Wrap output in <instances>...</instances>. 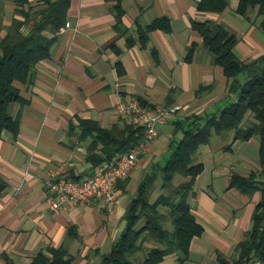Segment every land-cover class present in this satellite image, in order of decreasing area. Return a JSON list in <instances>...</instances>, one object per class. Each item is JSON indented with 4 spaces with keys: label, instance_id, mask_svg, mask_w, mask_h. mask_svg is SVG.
Returning a JSON list of instances; mask_svg holds the SVG:
<instances>
[{
    "label": "crops",
    "instance_id": "0c3cea01",
    "mask_svg": "<svg viewBox=\"0 0 264 264\" xmlns=\"http://www.w3.org/2000/svg\"><path fill=\"white\" fill-rule=\"evenodd\" d=\"M201 1L72 0L67 20L71 27L57 34L51 58L38 64L31 81L15 83L26 104L11 107L13 116L21 114L17 139L11 133L0 138V179L5 186L0 194V264H29L40 252L62 246L74 258L73 264H100L124 233L128 206L144 176L154 165L165 164L172 144L181 139L178 123L200 117L203 124L238 102L239 93L231 92L224 69L214 63L194 24L211 21L227 27L236 35L235 54L249 64L264 57L262 18L258 9L241 15L239 0H229L222 14L201 12ZM29 2L40 6L42 0ZM17 3L0 0V42L13 19L22 18L16 13ZM120 10L122 24L116 26ZM162 18L169 20L170 31L157 29L142 39V32ZM247 79V74L238 77L242 84ZM132 100L147 109L178 104L184 109L160 127L159 138L118 184L114 204L104 206L94 200L53 212L46 188L49 179L80 180L100 167L92 157L101 152H90V138L79 139L80 121H94L105 129L124 124L115 109ZM255 123L248 112L240 129ZM236 135L213 132L209 143L194 155V165H202L203 170L188 203L204 232L192 240L183 264H220L221 260L234 264L239 245L253 229L263 193L249 196L230 184L236 175L249 177L261 171L260 140L257 136L236 140ZM190 179L177 176L174 184ZM160 193L158 183L152 201ZM161 264H180V255L170 254Z\"/></svg>",
    "mask_w": 264,
    "mask_h": 264
},
{
    "label": "trees",
    "instance_id": "16d2710c",
    "mask_svg": "<svg viewBox=\"0 0 264 264\" xmlns=\"http://www.w3.org/2000/svg\"><path fill=\"white\" fill-rule=\"evenodd\" d=\"M238 12L245 15L251 9H258L262 18L261 31L264 33V0H239ZM72 0H42L40 6H32L29 0H18L17 14L7 28V35L0 42V138L11 133L17 139L20 132V115L13 116L14 104H26L16 82L28 83L34 77L38 64L50 59L57 43V34L67 24ZM229 0H202L198 9L205 13L222 14ZM124 11L116 16L117 25L122 24ZM0 22V31H1ZM194 27L204 40V46L212 55L216 65L224 69L231 82L232 93H239L238 102L231 104L216 115L203 118L194 117L178 123L177 131L181 139L172 144V151L165 164L154 165L142 180L136 197L128 206L125 221L126 229L114 245L112 251L104 256L100 264H161L170 254L180 255L183 264L190 255L192 240L204 232L192 214L188 198L202 165H194V155L201 145L209 143L213 132L235 131L236 140L247 141L254 136L260 140L261 171L249 177L234 176L230 187L252 196L263 193L253 217V229L239 245V260L234 264H246L258 259L264 264V57L252 63L241 61L235 54L236 35L227 27L211 21L195 22ZM163 29L170 31L166 18L157 19L142 32V39L149 33ZM48 34L52 35L49 36ZM196 45L188 51L191 61ZM247 74L243 84L238 77ZM254 115L257 123L246 130L240 129L246 114ZM206 119V118H205ZM79 139H91V153L99 150L100 155L92 154L96 165L113 161L120 154L129 153L145 139L142 128L127 124L102 128L94 121H80ZM177 176L190 177L189 182L179 186L174 183ZM160 187V195L152 201L153 194ZM5 186L0 179V194ZM156 247L148 249L146 245ZM143 255V258L140 256ZM74 258L68 249H48L33 257L29 264H73ZM13 264V263H8ZM220 264H230L221 260Z\"/></svg>",
    "mask_w": 264,
    "mask_h": 264
},
{
    "label": "built area",
    "instance_id": "2783aa9c",
    "mask_svg": "<svg viewBox=\"0 0 264 264\" xmlns=\"http://www.w3.org/2000/svg\"><path fill=\"white\" fill-rule=\"evenodd\" d=\"M67 28L71 23H67ZM184 107L180 104L169 107L157 106L147 109L138 100L122 102L115 112L127 125L142 128L145 140L129 153L120 154L111 162L101 165L95 173L80 180L62 177L46 182L48 204L55 213L70 210L78 204H89L94 200L104 206H111L117 201V186L127 179L138 165L139 156L148 150L149 145L159 138L160 127L170 118L177 117ZM246 264H263L253 259Z\"/></svg>",
    "mask_w": 264,
    "mask_h": 264
}]
</instances>
